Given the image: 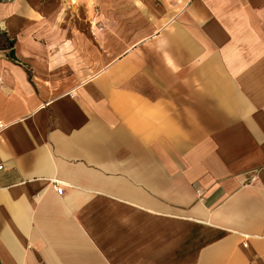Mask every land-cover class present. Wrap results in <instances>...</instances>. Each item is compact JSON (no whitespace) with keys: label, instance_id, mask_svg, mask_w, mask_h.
<instances>
[{"label":"crops","instance_id":"obj_1","mask_svg":"<svg viewBox=\"0 0 264 264\" xmlns=\"http://www.w3.org/2000/svg\"><path fill=\"white\" fill-rule=\"evenodd\" d=\"M161 1L103 55L0 0V264H264V0Z\"/></svg>","mask_w":264,"mask_h":264},{"label":"rangeland","instance_id":"obj_2","mask_svg":"<svg viewBox=\"0 0 264 264\" xmlns=\"http://www.w3.org/2000/svg\"><path fill=\"white\" fill-rule=\"evenodd\" d=\"M13 2L16 0H3ZM58 4L59 10L63 8L74 15L75 24L83 23L80 37L91 40L98 45L101 54L116 55L125 52L127 45L152 35L157 39L161 32H156L158 26L151 19V15L142 10L146 0H44ZM152 5L159 8L164 5L161 0H149ZM144 8H146L144 6ZM161 8V7H160ZM79 10V15L77 14ZM165 16H162L164 19ZM163 21V20H162ZM81 28V27H80ZM83 28V27H82ZM79 33V32H72ZM163 35V34H162ZM164 36V35H163ZM161 37V36H160ZM102 44L99 47V44ZM107 47L106 44H110ZM88 47V46H87ZM86 47V48H87ZM96 48V54H97ZM54 48V53H57ZM62 51V48H58ZM87 56H93L92 48L86 49Z\"/></svg>","mask_w":264,"mask_h":264},{"label":"built area","instance_id":"obj_3","mask_svg":"<svg viewBox=\"0 0 264 264\" xmlns=\"http://www.w3.org/2000/svg\"><path fill=\"white\" fill-rule=\"evenodd\" d=\"M71 95H73V94L71 93ZM2 168H3V165H0V169H2ZM55 188H56L58 194H62L64 192V186L62 184H60L59 182L55 183Z\"/></svg>","mask_w":264,"mask_h":264}]
</instances>
